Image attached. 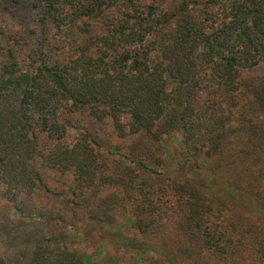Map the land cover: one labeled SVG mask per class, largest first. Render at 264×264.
<instances>
[{"label": "trees", "instance_id": "1", "mask_svg": "<svg viewBox=\"0 0 264 264\" xmlns=\"http://www.w3.org/2000/svg\"><path fill=\"white\" fill-rule=\"evenodd\" d=\"M254 201L264 0H0V264H91L69 221L121 212L144 264L264 259Z\"/></svg>", "mask_w": 264, "mask_h": 264}, {"label": "rangeland", "instance_id": "2", "mask_svg": "<svg viewBox=\"0 0 264 264\" xmlns=\"http://www.w3.org/2000/svg\"><path fill=\"white\" fill-rule=\"evenodd\" d=\"M180 141V136L175 138H169L165 143L167 149L166 156L169 158L171 154H174L176 148H178V142ZM172 159V158H171ZM169 159L170 166L172 167L173 162L177 160ZM215 176L214 178H216ZM218 180H221L218 178ZM61 190V189H60ZM233 203V202H231ZM255 201L252 203L254 208L253 218L240 211L243 218H246L257 225L261 226L264 224V216L261 215L262 212L259 209ZM232 205V204H231ZM235 209L234 207H232ZM237 208V207H236ZM239 210V209H238ZM14 214V212H12ZM124 212L118 214V223L117 226H102L99 228L96 226L94 229L87 228L85 223L87 220L77 217L75 220L80 221H69L68 223V234L70 235V240L73 242L80 252L87 253L91 255V264L103 263V264H144L146 259L147 250L138 249L140 247L139 242H145L146 244H159L160 241H155L152 238H147L141 234L136 228L133 227L130 220L127 216L124 215ZM228 214V212H226ZM225 214V216H227ZM234 216V213L231 214V217ZM228 219H230L228 217ZM75 222V223H74ZM229 223V220H228ZM118 231V232H117ZM124 236L125 238L133 239L137 243H131L129 241V247L120 245L115 237L117 235ZM113 237H112V236ZM232 238H240L239 233H230ZM110 236V237H109ZM234 247V246H233ZM231 247V250L234 248ZM239 251H233V258L229 260H221L220 262H209L208 264H264L262 262L261 256L258 255L256 250L250 249V245L238 246L235 248ZM174 264H205L202 261L196 260V258H187L185 256L177 257L174 261Z\"/></svg>", "mask_w": 264, "mask_h": 264}]
</instances>
